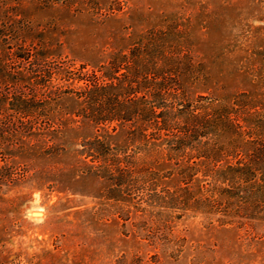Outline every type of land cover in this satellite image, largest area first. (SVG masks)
Here are the masks:
<instances>
[{"label": "trees", "instance_id": "trees-1", "mask_svg": "<svg viewBox=\"0 0 264 264\" xmlns=\"http://www.w3.org/2000/svg\"><path fill=\"white\" fill-rule=\"evenodd\" d=\"M102 23L121 1L0 0V191L76 193L81 180L144 215L264 223V61L212 77L186 27L123 26L69 57L29 11Z\"/></svg>", "mask_w": 264, "mask_h": 264}, {"label": "rangeland", "instance_id": "rangeland-1", "mask_svg": "<svg viewBox=\"0 0 264 264\" xmlns=\"http://www.w3.org/2000/svg\"><path fill=\"white\" fill-rule=\"evenodd\" d=\"M119 1L122 8L103 24L64 8L29 11L81 60L97 57L106 29L178 23L215 79L232 83L246 59L264 61V0ZM76 185V193L0 191V264H264V223L222 225L189 211L144 215L96 181Z\"/></svg>", "mask_w": 264, "mask_h": 264}]
</instances>
